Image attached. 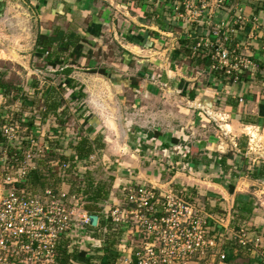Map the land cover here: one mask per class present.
Returning <instances> with one entry per match:
<instances>
[{
    "label": "rangeland",
    "instance_id": "obj_1",
    "mask_svg": "<svg viewBox=\"0 0 264 264\" xmlns=\"http://www.w3.org/2000/svg\"><path fill=\"white\" fill-rule=\"evenodd\" d=\"M159 1L162 2L163 0ZM175 1L177 0H174V3ZM222 1L224 0H220L219 4H221ZM250 1V3L248 1H246V3L257 5L255 0ZM194 2L195 1H191L192 6H196ZM100 3H102L101 5H103L104 8L107 7L106 2L100 1ZM1 4L0 74H6L4 76V81L9 82L10 84L12 82L14 85H19L22 87L24 89V94L29 99L35 98L37 96V94H34L35 87H32V81H37V90L39 94L36 97L37 105L33 109H29V107L21 108V102L18 101L12 104L10 102L11 93L9 97H5L0 90V124L3 122V120H8L10 122L11 118L16 120L17 118L22 117L24 120H28L30 117L34 116L35 128L29 131L28 134L34 133L35 136L38 137L37 139L39 142L48 141L46 135L57 136L59 139L62 138L60 140L61 144L58 145V149L62 150L61 152H64L65 155L60 153H56V155L54 152L51 154L54 156L52 161H59L60 158H69L71 156L70 154L74 152L73 146L76 144L77 139L79 137L88 138L90 143H92L94 150L88 158L77 163L78 175L82 178L90 175L94 183L106 185L111 197L117 202H120V206H124L122 186L127 183H121L120 178H122V175L117 173L119 168L122 167L125 171L131 170L127 171V173L130 172V176L134 175L132 172L134 165L140 166L141 170H147L148 172L154 171L153 173H155L157 171L159 181L163 185L161 186L162 190H171L177 197L178 195L180 196V193L184 194V196L180 197L182 199L185 197L186 200L183 199L184 202L193 206L195 214L200 217H208L207 220L211 225H214L216 220L220 221V226H224L226 228H223V233L218 232V236L222 235L221 243H219L218 247H215V249L212 250V254L208 255L209 257L204 258V262L201 260H194V264H216L217 260L219 264V256L221 252L224 251L223 247H229L231 245V238H233L234 233L238 232L235 231L234 226H230L232 222L231 217L236 212L232 210V207H228L231 206V197H229L228 201H223L219 207L214 208L215 203L213 201L209 203L206 199L207 193L213 192L207 190L205 186L203 187L202 185H199L204 182L205 179H218L219 175L217 173L196 174V172H190L188 168L185 169L184 166H181L179 169H176V166H174L175 168H172V164H170L171 160L169 159L171 156L168 157V155L171 154L170 151H172V155H175L177 152H181L182 154L185 153L186 149L182 147H175V149L172 148L170 151L168 149H163V143L158 138L157 140H152L153 142H145V148L137 146L138 143L141 142L139 137L144 139L146 134L148 136L150 132H155V128L159 129V133L163 139L168 140L170 131L172 134H174V130H177L183 124H185L183 126H186L190 119L193 118V112H190L189 115H187L182 121H179L176 118L178 117L177 114L179 113L177 106L184 105L185 102L180 103L178 100H176L179 99L178 97L180 96V93H175L173 89L175 86L172 85L173 82L167 80L165 84L161 81H155L157 71L156 73H154V71L152 76L155 78V80H153L152 77L148 85L160 88L159 93H147L144 95L146 97L142 96L136 99L135 94L132 93L129 88L124 89L123 87L124 82L125 85L129 82H126L127 77H132V74H135L136 76V66L132 70L129 69L127 71H118V52L121 50L118 44L122 41H115L113 36L117 37V35H112L111 33L114 31L110 33L107 26H105V28L99 32V35L102 38L97 39V42H95L93 39L97 32L95 34L90 32L88 38L91 43L88 42L85 44V48L86 50L89 48L92 49L93 58L90 63L81 59L79 61L80 63L73 67L74 70L72 73V77L78 83L84 86V92L87 96L83 100L70 102L68 99L70 91H65L63 98L66 101L65 105L69 108L70 114L65 125V134L62 135L60 126L54 116L46 115L45 118H42L41 115L43 105L42 92L49 85L56 86L58 83V77L55 78L53 73L54 70L46 66L44 60L34 56L36 35L40 31L39 27L42 26L43 29H47L49 25H47V23L43 24L39 21L37 12L30 3V0H4L1 1ZM123 6L125 7V5ZM109 9L112 8L109 7L107 12H109ZM121 12L122 11L118 9L110 10L108 13L109 19L106 21L109 23V21L113 22L114 20L115 24L122 26L121 24L125 23V20ZM82 13L84 15L87 14L86 12ZM42 15L43 13H41V16ZM76 16L74 18L73 14L72 20H76ZM107 18L108 17H106V19ZM41 19H43V17ZM61 20L62 19L57 21V24H60V26L65 29L68 24L66 21ZM75 20L72 22L70 21L71 25H68L69 28H67V30H72L73 32L77 31L78 27L83 28L85 25L88 26V21H90L88 17L83 19L82 17L79 18V16H77L76 22ZM99 21H101V18ZM242 22H244L243 17L237 16L234 20L235 25L225 28L224 37L229 38L230 35H236L234 34L236 32L235 27L237 24L241 25ZM230 29H233V33L230 32ZM120 30L122 31V29ZM255 31H257V29ZM256 34L258 36L256 41L251 38L250 40L247 39V41L250 42V45L245 44L246 41L244 40V43L240 42L238 47H235L234 49L228 44L223 46L229 50H235L234 52L237 54H235L237 59H249L246 55V48H254V46L251 45L254 41L256 43H264L263 37L260 36L261 32L258 33L257 31ZM118 38L120 37L118 36ZM213 53L214 52H212V55ZM111 63H114L115 65H112ZM203 67V65L198 66V71H195V74L193 72V78L197 80L196 85L197 87L200 86L201 90H207L210 93H214V89H210V84L209 87L205 85L207 83V78L210 77L208 76L209 73H199V70ZM89 68H114L112 72L119 73L120 77H115V80L109 81L107 78H102L97 74L90 73ZM209 69L210 71H214L211 67ZM150 70L153 69L151 68ZM189 75H192V72H189ZM242 75L247 78L250 73L244 72ZM223 78L225 77L223 76ZM139 82H141V79L137 80V83ZM146 82L147 81L145 79L140 84L143 85ZM183 88H190V85H184ZM214 96L216 97L215 93ZM192 110L194 111L196 109H191V111ZM202 113H205L204 118H206V120L201 123H203L205 126H202L199 122V125L197 126L192 125L190 128L187 127V135H189L191 139L186 138L185 142L190 145L193 144L197 138H203L207 136L206 139H209V136H215L217 134V136L222 139L220 142L222 144H218V146L221 145L220 150L225 152L224 154L232 153L230 151V147H233L232 143H236V147H234V149L238 148L239 150L236 154L240 155L242 157L241 159L246 160V163L242 165L243 161L237 158V161H239V164H237L241 166L238 174L241 179H232L229 177L230 173H227V175L225 173V177L222 180L223 184H234L237 194L243 193L250 196V199L253 202L254 211L249 216L248 221H243L244 223H241L247 230L245 232L252 236L256 227H258L259 230H262L264 227V175L259 179L252 177V172L254 171L253 169L255 166H258L264 170V122L261 125L255 124L253 127L250 125L253 121H242V123L236 124V126L233 127L231 118L224 116L222 117L220 114L217 115L216 111L211 114L212 117H210L207 111ZM80 116H83L84 118L88 117L89 125H82L83 117L81 118ZM208 117L211 118V121L210 118L208 120ZM227 124H231L232 128L226 127ZM15 125H17L18 128L20 126L19 123H15ZM88 126H91L93 129L91 131H86ZM23 132L25 131L23 130ZM23 132L20 129L18 130V133L21 135H24ZM233 135H235V139L234 141H230V139L234 138ZM136 137H138V140H136ZM49 143L52 149L55 148L52 146L51 142ZM150 143H153V145ZM130 144L133 149L137 148L139 151H144L140 155L136 153L137 156H135V158L131 157V154L124 153V150H126L124 145ZM51 155L47 154L43 160L50 159ZM151 165H154V167ZM203 176L205 177L203 178ZM156 177L157 176H155V178ZM188 178L192 180H188ZM199 181H201V183ZM66 184L61 186L63 191H70L73 193L76 192V186L72 187L71 190V188L69 189ZM47 185L46 187H48ZM196 185H198V187L195 188ZM112 198L110 201L107 200L102 204L103 206L107 205L105 207L107 212V207H109L111 204H118L117 202L113 203ZM111 207H113V205ZM211 228H213L215 231V226L209 227V229ZM214 233H217V230ZM137 235L138 237L135 239V237L127 234V239H131L129 242L130 247L133 250L137 247H141L144 243L148 242L147 240L149 239L143 232H139ZM262 242H264L263 237ZM126 244H128V242ZM128 247L129 244L126 248ZM96 248V246L93 248L90 245L82 244L81 248L79 249L81 250L80 252H83L85 255L93 256L95 254L94 250ZM128 250L130 249H125L127 253L122 251L120 252L122 253L121 255L123 259H129ZM242 255L245 256L247 254ZM121 261L118 264H126L121 263ZM221 264L226 263L222 262Z\"/></svg>",
    "mask_w": 264,
    "mask_h": 264
},
{
    "label": "crops",
    "instance_id": "obj_2",
    "mask_svg": "<svg viewBox=\"0 0 264 264\" xmlns=\"http://www.w3.org/2000/svg\"><path fill=\"white\" fill-rule=\"evenodd\" d=\"M1 1L4 0H0V6H2ZM100 1L106 2L107 7L104 8ZM246 1L249 3L251 2L250 0H224L219 4L220 0H195L194 4H196V6H193L194 8L191 11L180 8L178 12L174 9V0H163L162 2L159 0H30V3L36 10L39 21L49 25L47 29H43L42 26L39 27V32L41 34L50 36L55 27H59L60 31L69 32V30H67V28H69L68 25H71V22L75 20H72L73 14L74 18L77 15L79 18L82 17L85 19V17H88L90 20L88 21L90 25H85L83 27L84 29L78 27L77 31H74L80 35H85L87 43H91L88 38L90 32L93 34L97 32L93 38L94 41L97 42V39L102 38L99 32H101L105 26L108 27L110 33L114 31L111 34L117 35V37L113 36V39L115 41H122L121 43L118 42L119 48H121L118 52V71L132 70L136 66V76L141 79V82L137 84V88H132L130 82L126 85L124 84L125 82L123 83L124 89L129 88V90L135 94L136 99L142 96L146 97L144 95L147 93H159L160 88L148 85L153 77L152 74L154 71V73L157 71V74L155 77L156 80L154 77L153 80L161 81L165 84L167 80L173 82L172 85L175 86V88H173L175 93H180L179 99L176 100L180 103L185 102L184 105L177 106L179 113L176 118L182 121L190 112H193V118L190 119L186 126H183L185 124L182 123L183 125H181L180 128L173 131L174 134L170 131L168 140L163 139L159 133V129L155 128V132H150L148 136L146 134L144 139L139 137L141 142H139L137 146L145 148V142H153L158 138L163 143V145L161 144L163 149H168L169 151L172 148L175 149V147L186 149L183 154L177 152L175 155H172L173 153L170 151L171 154H169L168 157L171 156L169 159L171 160L170 164H172V168L176 166V169H179L181 166H184L185 169L188 168L190 172H196V174L217 173L219 175L218 179H205L202 183L199 181L201 183L199 185L205 186L207 190L213 192L207 193L206 199L209 203H211V201L215 203L214 208L219 207L223 201H228L229 197H231V206L228 207L231 208L233 207L237 190L234 184H223L222 179L225 177V173L226 175L230 173L229 177L232 179H241L238 175L239 169L241 168H236L235 163L228 158L226 161V169H223L219 165V160L220 157L230 154L237 164L239 162L237 158L241 159L242 157L236 154L239 151L238 148L234 149L236 143H232L233 147H230L232 153L224 154L225 152L220 150L221 145L218 146V144H222L220 143L222 139L217 136V134L215 136H209V139H206L207 136L197 138L195 142L190 145H188L185 140L186 138L191 139L190 136L187 135L188 132L186 128H190L192 125L197 126L199 122H204L206 118H204L205 113L202 112L205 111H207L210 117H212L211 114L216 111L217 115L220 114L222 117L231 118L233 127H235L236 124L242 123V121H253L252 124H250L253 127L255 124L261 125L264 122V43L255 42L258 37L256 34L257 31L258 33L261 32L260 36L264 39V0H255L257 5L246 3ZM123 5H125V7ZM109 7L122 11L121 13L125 20V23L121 24L122 26L115 24L114 20L113 22L109 21V23L106 21L109 19L108 13L112 10L109 9V12H107ZM82 12H86L87 16ZM41 13H43L42 16ZM98 16H100L101 21L98 20ZM237 16H242L244 22H242L241 25H236V35L229 36L228 45H231V48L234 49L238 47L240 42L244 43V40L247 45H250L247 39L250 40L251 38L255 40L251 44L254 48H246V55L252 63L258 66V71L251 76H247V78L242 76L237 83L228 84L221 74L220 77H216V73L210 71L209 68L211 66L201 68L199 73H209L208 76L210 77L207 78V83L205 85H207V87L211 85L210 89H214L215 97L214 93L201 90L200 86L197 87V80L193 78V72L195 74V71L197 72L199 69L198 66L202 65L197 60V56L202 58L204 55L212 54L214 51L211 47L204 48L203 54H195V56L193 47L201 39L211 42V46L214 45L215 39L213 38L214 36L212 37L213 33L216 31H220L222 34L225 33V28L222 25L225 22H229V20L231 25H235L234 20ZM42 17L43 19H41ZM106 17L108 18L106 19ZM60 19H62L61 21H66L68 24L65 29H63L60 24H57V21ZM120 29H122V31ZM256 29L257 31H255ZM118 36L120 38H118ZM181 41H189L190 44L187 48V53L185 51L186 49L180 50ZM179 50L180 52L178 53ZM90 61L88 62L90 63ZM111 64L115 65L114 63ZM151 68L153 70H150ZM105 70L106 74L110 75V78H107L109 81L115 80V77H120L119 73L112 72L114 68ZM189 72H192V75H189ZM98 76L105 78L101 75ZM131 76L133 77L135 74ZM145 79L147 82L143 85L140 84ZM127 81H129L128 77L126 78V82ZM181 81L184 82L182 86H180ZM184 85H190V88H183ZM189 93L194 94L192 99L189 98ZM240 99L242 100L241 102L239 101ZM191 109L196 110L191 111ZM210 117H208V120ZM201 125L205 126L203 123H201ZM232 126L231 124L226 125V127L231 128ZM46 137L48 138L50 136L46 135ZM233 137L234 138L230 139V141H234L235 135H233ZM136 140H138V137H136ZM150 144L153 145V143ZM124 147L126 149L124 153H129L131 157L134 158L137 156L136 153L140 155L144 151H139L137 148L133 149L131 144L124 145ZM243 163L245 164L246 160L242 162V165ZM152 167H154V165ZM132 170L134 173L133 176L129 175L130 172L127 173V171L131 170L125 171L122 167L117 170V173L122 175V178H120L121 183H127L131 186H136L137 184H158L163 186L159 181L156 170L155 173H153L154 171L148 172L147 170L146 172L145 170H141V167L137 165H134ZM155 176L157 177L155 178ZM204 177L205 176H203V178ZM188 180L192 179L188 178ZM60 182L61 181L51 183V186H60ZM196 187H198V185H196L195 188ZM231 188L233 189V193H229ZM110 197L111 195L108 191L106 201ZM112 205L114 204H111L108 208ZM256 228L259 229L258 227ZM219 232H224V230L221 229ZM249 257L252 259V255ZM191 263L194 264L195 261L189 264ZM216 264H218V260Z\"/></svg>",
    "mask_w": 264,
    "mask_h": 264
},
{
    "label": "built area",
    "instance_id": "obj_3",
    "mask_svg": "<svg viewBox=\"0 0 264 264\" xmlns=\"http://www.w3.org/2000/svg\"><path fill=\"white\" fill-rule=\"evenodd\" d=\"M191 1L195 0L175 1V11L180 8L191 11ZM222 26L231 27L230 21ZM230 32L233 33V29ZM212 37L214 45L201 39L193 47L194 54H203L204 48H212V70L223 71L225 78L234 74L233 83L239 82V75L244 72H249L251 76L258 71V66L251 60L237 59L235 50L223 46L229 41L224 33L216 31ZM15 123L11 118L10 122L3 120L0 124L3 139L0 142V264H55L59 248L68 252H80L82 244L100 248L102 242L94 236L90 214L84 209V197L80 192L63 191L61 185L67 183L63 180L60 186L50 185L38 191L31 189L27 183L29 174L38 168V161L51 151L65 155L62 150H52L49 145V142L61 144L62 138L50 136L48 141L39 142L33 134H19ZM70 157L49 164L53 170L65 172L70 168ZM66 185L71 188L70 184ZM122 193L128 207L120 206L118 202L111 208L107 207L108 212L107 205L103 206L102 211L110 218L113 230L121 226L128 230L120 237L118 249L124 253H127L125 249H130L129 259L125 258L121 263L130 264L134 258L136 264H189L206 258L218 247L222 237L218 236V232L225 227L220 226L217 220L211 225L208 217L195 214L193 206L184 202L185 197L183 200L171 190H162L158 184H127L122 187ZM214 226L217 233L213 228L209 229ZM139 232L149 239L133 250L127 234L137 239ZM262 237L255 233L250 236L240 229L231 240L237 241L241 252L252 255L254 264H260L264 263ZM225 257L224 249L219 256V264L224 262Z\"/></svg>",
    "mask_w": 264,
    "mask_h": 264
},
{
    "label": "trees",
    "instance_id": "obj_4",
    "mask_svg": "<svg viewBox=\"0 0 264 264\" xmlns=\"http://www.w3.org/2000/svg\"><path fill=\"white\" fill-rule=\"evenodd\" d=\"M98 17L99 20L100 16ZM88 25H90V23ZM82 35L73 31H60L59 27H55L52 30V34L50 36L41 34L40 32H38L36 35L34 56L36 58L44 60L45 65L54 70L53 73L55 78L58 77V83L56 84V86L49 85L42 92L43 105L41 115L42 118H45L46 115L54 116L60 126L62 135L65 134V125L70 114L69 108L65 105L66 101L63 98L65 91H70L68 96L70 102L83 100L87 96L84 92V86L78 83L72 77V73L74 70L73 67L78 65L80 59L90 61L93 58V51L91 49L85 51V44H87V39L85 35ZM189 44V41H181L180 50L186 49L185 51L187 53ZM180 50L178 51V53L180 52ZM197 57L199 63L204 67L211 66L213 63L212 54L204 55L202 58L200 56ZM89 71L92 74H98L105 78H110V75L106 74L105 68H89ZM213 72L216 73V77H220V74H223V71L221 70H214ZM5 75V73L0 74V90L1 93H3V96L9 97L11 93L10 102L12 104L18 101L21 102V108L29 107V109H33L37 105L36 97L39 94L37 90V81H32V87H35L34 94H37V96L35 98L29 99L24 94V89L22 87H20L19 85H14L12 82L10 84L9 82L4 81ZM242 76V74L239 75V80ZM139 79L140 77L138 78L137 76L128 78L130 86L132 88H137V80ZM225 81H227L228 84H233L234 74L229 75V77L226 78ZM183 83L184 82L181 81L180 86H182ZM188 96L190 99H192L194 97V94L189 93ZM34 120V116H32L28 120H24V118L21 117L17 118L14 121H16V123H19V129L22 132L23 130L25 131L23 132L24 135H29L28 132L33 130V128L35 127ZM88 120V117H83L82 125H89ZM92 129L93 128L91 126H88L86 131H91ZM2 141L3 139L0 133V142ZM52 146L55 147L53 149L51 148L52 150L58 149V144L54 143L52 144ZM73 150V155L69 159L70 168L68 170H66L65 172H60L58 169L53 170L51 168L49 163L52 161V158H54V156L51 155L54 152L51 151L49 153V155H51L50 159H41L38 161V168L36 170H33L29 174L27 183L34 191L44 189L47 184V186H50L51 183H56L62 180L70 184L71 190L72 187L76 186V192L74 193L80 192L84 197V209L90 215H95L98 217L97 226L92 227L91 229L92 231H94V236L97 239L101 240L102 243L100 248H96L94 250L95 254L93 256L85 255L83 252H79L78 250L68 252V250L65 248H59L56 254L55 264H71L72 262L77 264H118L123 259L121 255L122 253H120L118 249L120 237L123 235V233H127L128 230L123 226H121L117 230H113V225L110 218L105 216L102 212V204L106 201L109 191L107 186L100 183H94L90 175L82 178L78 175V171L75 168L76 163L88 158L92 154L94 150L92 143H90L88 138L79 137L76 141V144H74L73 146ZM228 158L231 159L233 163H235L236 168H241L238 167L239 165L237 166L232 155L228 154L224 157H220L219 165L223 169H226V161ZM63 160L65 159H59L60 162ZM241 160L244 161V159ZM253 170L254 171L252 172V177L255 179H259L264 175V170H262V168L258 166H255ZM229 193H233L232 188L229 190ZM180 196H184V194L180 193ZM124 206L128 207L125 203ZM232 210L236 213L232 216V222L230 226H234L235 231L238 232L240 229H244V231H247L241 222L248 221L249 216L254 211L253 202L251 201L250 196L248 194H236ZM103 229L105 230V232L103 231ZM254 233L258 236H264V227L261 231L255 228ZM219 243H221V241H219ZM230 244L231 245L229 247L231 248L226 246L223 247L226 252V257L224 260L226 264H254V258L250 259L248 255H242L246 253L240 251V247L236 240H230ZM201 261L204 262L203 259ZM259 263L264 264L262 262ZM130 264H136L134 258H132Z\"/></svg>",
    "mask_w": 264,
    "mask_h": 264
},
{
    "label": "water",
    "instance_id": "obj_5",
    "mask_svg": "<svg viewBox=\"0 0 264 264\" xmlns=\"http://www.w3.org/2000/svg\"><path fill=\"white\" fill-rule=\"evenodd\" d=\"M97 220H98V217L95 216V215H90V225L92 227H96L97 225Z\"/></svg>",
    "mask_w": 264,
    "mask_h": 264
}]
</instances>
